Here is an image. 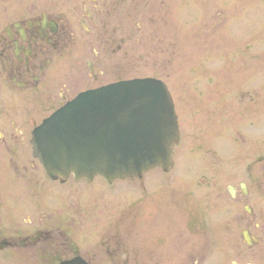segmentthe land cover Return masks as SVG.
Returning <instances> with one entry per match:
<instances>
[{"label":"flooded vegetation","instance_id":"flooded-vegetation-1","mask_svg":"<svg viewBox=\"0 0 264 264\" xmlns=\"http://www.w3.org/2000/svg\"><path fill=\"white\" fill-rule=\"evenodd\" d=\"M169 1L0 0V264L202 260L200 241L190 239L191 230L202 227L201 211L174 188L152 202L137 198L135 239L105 230L94 242H77L74 228L89 218L78 196L93 180L50 178L30 143L34 127L55 109L137 66L143 8ZM123 19L135 24L125 26ZM250 215L252 222L260 213L250 207ZM254 237L250 247L260 243ZM258 249L255 257L264 258Z\"/></svg>","mask_w":264,"mask_h":264},{"label":"rangeland","instance_id":"rangeland-1","mask_svg":"<svg viewBox=\"0 0 264 264\" xmlns=\"http://www.w3.org/2000/svg\"><path fill=\"white\" fill-rule=\"evenodd\" d=\"M143 12V59L124 77H155L168 87L181 135L174 167L111 185L94 178L78 196L89 218L74 228L76 240L94 242L105 230L135 239L137 198L150 201L174 188L202 214L190 239L204 254L191 264H264L252 251L264 255V0H172ZM240 182L250 195L231 197L227 185L238 189ZM244 205L259 211L256 220ZM243 229L260 243L247 247Z\"/></svg>","mask_w":264,"mask_h":264},{"label":"water","instance_id":"water-1","mask_svg":"<svg viewBox=\"0 0 264 264\" xmlns=\"http://www.w3.org/2000/svg\"><path fill=\"white\" fill-rule=\"evenodd\" d=\"M179 141L165 84L144 77L79 93L34 129L31 142L50 177L90 181L100 175L111 182L157 166L168 171ZM241 189L245 192L243 184ZM241 235L247 245L254 240L247 231ZM60 264L86 263L77 257Z\"/></svg>","mask_w":264,"mask_h":264}]
</instances>
